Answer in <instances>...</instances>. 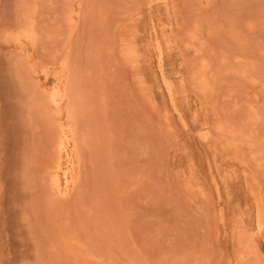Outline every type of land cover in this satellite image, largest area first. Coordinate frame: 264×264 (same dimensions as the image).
Masks as SVG:
<instances>
[{"label": "rangeland", "instance_id": "rangeland-1", "mask_svg": "<svg viewBox=\"0 0 264 264\" xmlns=\"http://www.w3.org/2000/svg\"><path fill=\"white\" fill-rule=\"evenodd\" d=\"M0 264H264V0H0Z\"/></svg>", "mask_w": 264, "mask_h": 264}, {"label": "bare ground", "instance_id": "bare-ground-1", "mask_svg": "<svg viewBox=\"0 0 264 264\" xmlns=\"http://www.w3.org/2000/svg\"><path fill=\"white\" fill-rule=\"evenodd\" d=\"M159 52L162 53L160 50H159ZM162 57H163V55H162ZM207 70H208V63L205 62V61L197 69V71H198V74H197V83L200 86H204V84L206 82V80L203 78V75L202 74L205 73V72H207ZM59 81H62V80L59 79ZM68 85H69V83H68ZM67 91H68V88H67ZM56 97L57 96H52L51 101L53 100V102L55 104H57L56 106H58V102L55 100ZM65 97H68V96L65 95ZM59 133H60V135L58 137L57 144H56V146H57V159H56V162H55V164H54V166L52 168V173H51V175H52L51 186H52V188L56 189L59 194H61V195L64 196V195H66V194L69 193V189H71L73 186H75V183H76V174H75V172L73 170H70L69 172H65L64 173L65 188H66V190L63 191V189H62V179H61V176L59 175V173H60L61 166H62V164H61V161H62V153H63V151L65 149L66 131L63 128V129H61V132H59ZM56 134H57V132H56ZM56 138H57V136H56ZM73 150H74V152L77 151L76 146H74ZM65 151H67V150H65Z\"/></svg>", "mask_w": 264, "mask_h": 264}]
</instances>
